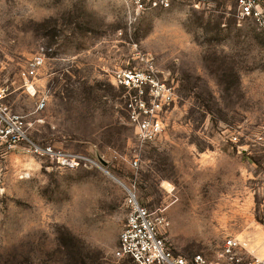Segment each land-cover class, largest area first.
Instances as JSON below:
<instances>
[{"label":"rangeland","instance_id":"1","mask_svg":"<svg viewBox=\"0 0 264 264\" xmlns=\"http://www.w3.org/2000/svg\"><path fill=\"white\" fill-rule=\"evenodd\" d=\"M168 3L135 12L123 0H0L9 105L35 144L96 164L62 168L24 148L0 157V264H132L113 256L126 189L162 220L176 255L211 258L235 237L264 256V148L254 142L264 30L236 0ZM36 55L44 63L26 89L21 73ZM147 66L173 101L146 144L114 77Z\"/></svg>","mask_w":264,"mask_h":264},{"label":"built area","instance_id":"2","mask_svg":"<svg viewBox=\"0 0 264 264\" xmlns=\"http://www.w3.org/2000/svg\"><path fill=\"white\" fill-rule=\"evenodd\" d=\"M128 8L135 12L145 10L147 4L156 6V0H123ZM160 5L168 7V0H159ZM264 0H236L238 13L259 22L264 30ZM41 55L33 56L21 73L26 89L33 88V79L42 67ZM114 80L124 90L123 98L127 120L142 143H152L162 130L160 114L165 106L173 101L170 88H165L154 76L153 68L144 70L128 69L118 72ZM8 88L0 86V157L24 148L30 154L48 160L62 168H77L92 164L89 158L69 151H63L45 145L39 146L28 137L30 126L26 118L15 112L8 103ZM46 106V100L40 98L36 111ZM236 141V138H233ZM254 142L264 148V127L254 135ZM137 166V161L133 162ZM126 210L125 223L119 232L117 247L113 251L116 259H129L132 264H264V256L251 255L246 246L235 237H226L213 257L201 253L191 256L174 254L166 245L159 232L162 220L155 219L141 206L133 189H126L124 198Z\"/></svg>","mask_w":264,"mask_h":264}]
</instances>
